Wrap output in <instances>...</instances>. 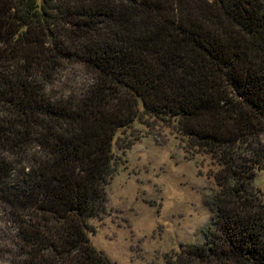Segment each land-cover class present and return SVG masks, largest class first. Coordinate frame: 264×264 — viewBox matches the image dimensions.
<instances>
[{"label": "trees", "instance_id": "trees-1", "mask_svg": "<svg viewBox=\"0 0 264 264\" xmlns=\"http://www.w3.org/2000/svg\"><path fill=\"white\" fill-rule=\"evenodd\" d=\"M64 62L92 79L56 99ZM150 121L219 167L212 230L174 264H264V204L247 194L264 169V0H0V195L18 264H114L90 220L114 146L134 141L118 132Z\"/></svg>", "mask_w": 264, "mask_h": 264}, {"label": "rangeland", "instance_id": "rangeland-1", "mask_svg": "<svg viewBox=\"0 0 264 264\" xmlns=\"http://www.w3.org/2000/svg\"><path fill=\"white\" fill-rule=\"evenodd\" d=\"M91 79L80 64L64 62L49 79L54 86L50 94L68 97ZM148 124L134 123L118 132V139L134 141L124 151L122 141L114 146L120 163L106 186L102 214L90 220L91 244L114 264H174L186 247L203 244L212 230L216 162L191 151L172 127ZM247 194L264 204V169L256 172ZM10 210L0 195V264H18L25 254L16 241ZM190 264L236 263L210 256Z\"/></svg>", "mask_w": 264, "mask_h": 264}]
</instances>
